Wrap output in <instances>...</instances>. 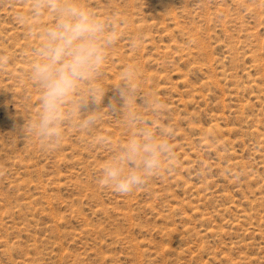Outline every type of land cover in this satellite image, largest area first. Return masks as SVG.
<instances>
[{
  "label": "rangeland",
  "instance_id": "rangeland-1",
  "mask_svg": "<svg viewBox=\"0 0 264 264\" xmlns=\"http://www.w3.org/2000/svg\"><path fill=\"white\" fill-rule=\"evenodd\" d=\"M82 2L117 35L99 119L42 147L29 69L50 17L0 0V264H264V0ZM141 128L169 142L159 170L128 194L103 185Z\"/></svg>",
  "mask_w": 264,
  "mask_h": 264
},
{
  "label": "clouds",
  "instance_id": "clouds-1",
  "mask_svg": "<svg viewBox=\"0 0 264 264\" xmlns=\"http://www.w3.org/2000/svg\"><path fill=\"white\" fill-rule=\"evenodd\" d=\"M27 15L34 20L50 17L37 33L39 43L30 64L29 78L38 89L39 100L38 111L26 128L28 136L42 147H49L62 141L70 118L78 117V127L85 130L96 127L97 107L90 109L88 102L98 106L104 95L96 85L117 35L82 0H33ZM17 20L26 22L24 12L18 14ZM3 59L0 57V62ZM120 77L119 96L128 102L134 92L135 67H124ZM109 108L117 110L114 104ZM130 119L136 123L135 115ZM169 148L167 140L141 128L104 162L100 182L117 192L131 193L159 170Z\"/></svg>",
  "mask_w": 264,
  "mask_h": 264
}]
</instances>
